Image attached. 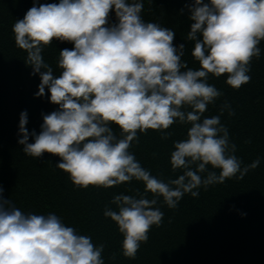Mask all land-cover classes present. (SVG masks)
Instances as JSON below:
<instances>
[{"label": "clouds", "instance_id": "obj_1", "mask_svg": "<svg viewBox=\"0 0 264 264\" xmlns=\"http://www.w3.org/2000/svg\"><path fill=\"white\" fill-rule=\"evenodd\" d=\"M143 7L142 0H59L34 4L16 20V46L27 52L32 74L41 77L36 95L47 89L50 102L58 105L43 114L39 133L29 132L27 111L22 112L18 142L30 157L58 156L56 166L77 187L108 188L135 179L145 184V193L163 197L174 209L185 193L198 197L200 187L242 179L259 166L257 159L242 169L220 117H202L222 95L208 83L210 73L227 74L226 83L235 89L250 82L251 62L260 58L258 45L264 40V0H192L186 5L192 21L187 39L195 42L192 55L199 70L182 60L185 44L174 45L172 29L143 19ZM54 38L74 44L59 52V75L42 56ZM225 108L234 115L227 103L221 112ZM177 121L191 125L187 138L175 141L171 152L173 170L183 174L164 182L129 149L133 140L139 142L138 133L149 129L169 138L172 133L166 130ZM112 123L121 129L119 137ZM208 165L219 174L208 171ZM3 192L0 187V264H105L104 245H94L54 213L21 211ZM112 203L118 210L106 208L104 215L123 234V255L134 259L164 213L154 207L156 198L144 194L115 195Z\"/></svg>", "mask_w": 264, "mask_h": 264}, {"label": "trees", "instance_id": "obj_2", "mask_svg": "<svg viewBox=\"0 0 264 264\" xmlns=\"http://www.w3.org/2000/svg\"><path fill=\"white\" fill-rule=\"evenodd\" d=\"M142 2L143 19L172 29L174 45L185 44L182 60L199 70L201 65L192 55L195 42L187 39L192 21L186 5L192 0ZM46 3L59 0H0V187L4 197L25 213H54L78 234L91 237L94 245H104L105 264H264V40L258 45L260 58L251 62L250 82L239 89L226 83L227 74H209L208 83L222 95L207 106L202 117H220L230 144L236 145L234 154L242 161V169L257 159L259 166L249 168L242 179H226L207 190L200 187L198 197L185 193L178 206L170 209L163 197L145 193L142 181L133 179L108 188L77 187L69 173L56 166L58 156L45 153L34 158L24 153L18 142L22 138L21 113L27 111L29 132L39 133L43 114L57 110L58 105L50 102L47 89L45 95H36L41 77L32 74V66L26 63L27 52L16 46L12 29L34 4ZM110 22H116L114 10ZM64 48L72 49L74 44L54 38L43 49L44 61L55 75L61 72L58 59ZM225 103L234 115H229L228 108L221 112ZM190 126L175 122L166 130L172 133L167 139H162L158 130L138 133L139 142L133 140L129 151L151 175L164 182L176 179L183 170H173L171 152L175 141L187 138ZM111 127L119 137V126L112 123ZM30 142L34 138L30 137ZM208 171L219 174L220 170L208 165ZM120 194L156 198L154 207L164 213L162 224L152 226L148 241L141 243L134 259L123 255V234L117 223L104 215L106 208L118 210L112 200Z\"/></svg>", "mask_w": 264, "mask_h": 264}]
</instances>
